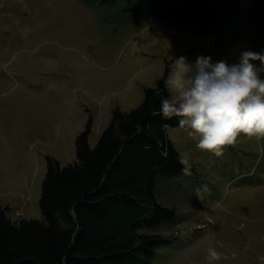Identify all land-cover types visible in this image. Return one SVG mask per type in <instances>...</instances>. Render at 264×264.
<instances>
[{"label":"rangeland","instance_id":"1","mask_svg":"<svg viewBox=\"0 0 264 264\" xmlns=\"http://www.w3.org/2000/svg\"><path fill=\"white\" fill-rule=\"evenodd\" d=\"M122 2L0 0V209L12 220L42 219L47 157L75 160V139L90 120L94 146L115 107L128 111L175 57L238 62L264 51L260 20L187 26L156 17L131 20ZM256 63H259L257 61ZM167 136L195 172L156 182L157 201L175 219L159 227L172 240L153 264H258L264 253V137L241 135L221 157L196 147L184 129Z\"/></svg>","mask_w":264,"mask_h":264},{"label":"trees","instance_id":"2","mask_svg":"<svg viewBox=\"0 0 264 264\" xmlns=\"http://www.w3.org/2000/svg\"><path fill=\"white\" fill-rule=\"evenodd\" d=\"M88 1L122 2L131 20L211 26L245 16L264 26V0ZM168 71L167 65L155 86H144L135 107L113 108L94 146L88 142L89 120L76 136L73 162L47 157L42 219L12 221L0 209V264H153L157 247L173 238L159 227L175 219L174 209L157 201L156 182L183 175L167 136L178 127L177 118L166 121L158 113L157 89Z\"/></svg>","mask_w":264,"mask_h":264},{"label":"clouds","instance_id":"3","mask_svg":"<svg viewBox=\"0 0 264 264\" xmlns=\"http://www.w3.org/2000/svg\"><path fill=\"white\" fill-rule=\"evenodd\" d=\"M157 95L162 119L177 118L178 127L196 141L197 148L221 157L225 146L234 145L241 135L264 137V51L243 50L235 63L213 61L203 54L194 62L184 55L175 57ZM177 160L181 172L192 175L190 154L182 152ZM206 253L207 264L226 259L225 252L211 245ZM257 261L264 264V253Z\"/></svg>","mask_w":264,"mask_h":264}]
</instances>
